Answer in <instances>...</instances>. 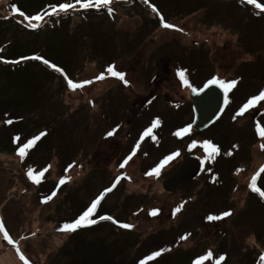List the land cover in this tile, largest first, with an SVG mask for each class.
I'll return each instance as SVG.
<instances>
[{"label":"rangeland","instance_id":"1","mask_svg":"<svg viewBox=\"0 0 264 264\" xmlns=\"http://www.w3.org/2000/svg\"><path fill=\"white\" fill-rule=\"evenodd\" d=\"M132 1L112 3L95 14L77 4L53 17L49 13L54 7L76 0H0V46L6 43L20 48L24 43L27 50L21 52L29 53L32 43L40 40L39 36L45 38L50 25L56 27L67 14L68 24L53 30L57 38H48L44 49L48 56L65 63V70L56 66L68 79L74 83L91 81L72 90L65 76L54 68L51 70L57 76L30 63L27 66L33 68L24 77L20 71L24 64L4 66L3 61L9 59L7 52L0 56L4 58L0 60V93L8 83L14 91L0 95V126H8L0 130V136L12 137V143L0 145V150L10 157H0V162L4 161L0 163V221L13 241L9 244L0 231V256L14 251L15 264H25V260L28 264H62L57 257L63 249V259L69 264L68 253H73L83 240L104 239L114 247L124 233L125 237L136 236L139 244H150L144 249L149 257L161 253L146 263L195 264L209 257L203 259V264H264V203L260 194L252 190L255 180L256 187L264 191V137L255 131L259 124L264 127V100L238 116L248 102L240 97L248 81H241L231 89L234 94L229 95L230 109L200 132L204 135L195 132L197 135L192 136L191 127L188 134L175 135L190 126L193 113L189 94L207 75L229 83L237 80V70H248V74L260 79L255 74L264 70V21L254 16L263 13L256 7L235 6L230 1L171 0L176 11L169 14L168 24L174 27L166 29L164 18L162 23L159 16L160 24L145 22L144 11L149 7H124ZM224 7H231V12L219 11ZM20 12L28 17L26 13H43L45 18L33 20V27ZM215 14L228 20L225 26ZM19 24L26 25L27 30ZM33 28L41 33H30ZM60 31H64L65 38ZM111 32V38H104ZM240 37L247 38L250 46L238 45ZM166 56L169 61L161 70L157 61ZM197 56L209 67H198L193 60ZM246 62L260 65L256 68L259 71L244 67ZM110 66L124 74V81L107 71ZM182 71L191 87L181 80ZM102 74L104 79L98 80ZM261 92L264 87L257 90L256 96ZM13 99H23L27 106L26 116L15 118L13 124H36L25 144L39 137L34 146L25 149L23 158L17 150L21 143L14 127H9L13 118L5 113L13 115L4 113ZM157 119L161 123L153 127ZM149 128L151 135L144 137ZM109 132L114 135L109 136ZM205 142L212 143L219 153L210 155L203 147ZM14 151L17 154L10 156ZM134 152L122 168L121 164ZM177 152L180 155L165 164L159 176L148 175L168 155ZM189 155L195 156L199 167L194 182L175 192L166 190L163 181ZM30 169L34 176L43 172L39 183L29 178ZM61 180L65 182L61 184ZM114 184L91 219L106 222L99 217L111 216L118 223L132 225L131 229L120 231L118 224L107 221L99 228L96 223L94 230L80 235L62 230ZM153 210H158L156 216L151 215ZM228 211L231 216L209 219L222 217ZM161 236L164 238L158 243ZM21 254L25 260H21ZM123 258L127 256L123 254Z\"/></svg>","mask_w":264,"mask_h":264},{"label":"trees","instance_id":"2","mask_svg":"<svg viewBox=\"0 0 264 264\" xmlns=\"http://www.w3.org/2000/svg\"><path fill=\"white\" fill-rule=\"evenodd\" d=\"M121 1L122 0H116L113 3L116 4V3H119ZM215 1H219L221 3H227V2L230 1L235 6H239L238 4H242L240 7H243V6H245V7H247V6L248 7L249 6L250 7H254L252 4L248 3L247 0H215ZM39 2L40 3H43L44 0H39ZM132 2H134V3H132ZM132 2L127 3L126 5H124V7H128V8L129 7H149L150 10H147V11L145 10L144 11L145 16L147 17V19L145 18V22H147V23L148 22L154 23V21H157L160 24L159 17L160 18L163 17L164 18V23H168L169 22V20H168L169 14L174 15L171 12L172 11H176L175 10V7H171V0H147V2H145V0H134ZM261 2L263 3L262 0H259V2H257V3H260L261 4ZM61 3H64V2H61ZM61 3H59V4H61ZM153 7L156 9V11H151V10H153ZM24 8L25 7H21V9L25 10ZM37 8H39V7H37ZM218 9H221V10H219L221 12L224 11V9H225V12L230 13L232 8L231 7H224L223 9L222 8H218ZM102 10H106V9L105 8H100V9H97L96 8L95 10L89 9L87 12L93 11L94 14H95V13H99ZM43 11H44V9H43ZM38 12H41V10H39ZM259 12H262V11L260 10ZM262 13H263V16L262 15H260V16L258 15L259 17H256V16H254V17H255V19L260 20L263 23V21H264V19H263L264 18V12H262ZM26 14L29 15L30 17H34L36 13L31 14V15L28 14V13H26ZM88 14L91 15L93 13H88ZM40 15H43V13L40 14ZM152 15L155 17L154 19L151 18ZM215 15H216L217 19L220 20L221 25L225 26L226 25L225 23H227L228 20H221V17L218 14H215ZM43 16L45 18V15H43ZM54 16L55 15H53V17ZM64 16H65L64 19L58 20L59 22H58V25H57L58 27L56 26L57 28H61L62 27L61 24H68L67 23V21H68L67 18H69V17H68L67 14H65ZM53 17H51V18H53ZM228 17L230 18V14H229ZM217 24H220V23H217ZM50 27L51 28L48 29V32L45 35V38H44L43 35H42V37L39 36V38H41V39L38 40V41H34L32 43V47H31L32 51L29 52V53L23 54L21 52V51H26L27 50L26 49L27 46L24 43H23V45L20 48H15L14 47V44L12 46H10L9 44H6V43L3 44L2 43L3 46H0V56L1 55H4V52H5V54L7 52V57L9 58L8 59L9 63H5L3 61V64H6L4 66H11V64H15V66H19V65L24 64L23 65L24 68L20 69V71H22L24 73V77H28V75L25 74V73L29 70V68L30 69L33 68L32 66H29V65L27 66V64H29V63L30 64H33L34 67L40 68L42 66L45 69H49L50 71H52L51 70V67H49L48 65H46V64L43 63V59H41V60L30 59L31 57H36V56L41 57V58H44V57L47 56L45 58V60L49 61L51 64H54V65H56V64L58 65L59 64V65L63 66V69L65 70L66 69L65 68V66H66L65 63H63V61L60 60V59H53L52 57L48 56L49 55L48 50H45L44 49V45H45V43L47 44L48 38L49 39H51V38L56 39L57 38V35L54 36V33H53V30H55L56 27H53V25H50ZM145 30L146 29L144 28L143 29V32H145ZM33 31H37V30L34 29ZM37 32H39V31H37ZM37 32H34L37 35L36 37H38V35L41 33V32H39V34H38ZM63 32L60 31V36H62V37L65 38V34ZM111 36H112V32L110 34H106L104 36V38L108 39V38H111ZM254 37L257 38L258 37V33ZM238 45H245V47L250 46V44L248 42V39L245 38V37H240L239 38ZM71 47H72V45H71ZM6 48H8V49L6 50ZM248 50L252 51L251 47ZM261 50H263V48L259 49V51H261ZM8 54H10L12 56H8ZM75 54H76V51H75V53L73 52V57L75 56ZM197 57H198L197 59H195L196 57L193 59L194 62L196 63V65L198 67H204L205 66V60H203L199 56H197ZM1 59H4V58H0V60ZM10 61L12 63H10ZM15 61H19V63H15ZM26 66H27V68H26ZM257 66H260V65H253L252 63L244 64V67L249 68L252 72H253V69H256L257 68ZM205 67H209V65H206ZM44 68H42V69H44ZM256 70H258V69H256ZM10 72L13 74L14 70L11 69ZM43 72H45V70H43ZM248 72H250V71H248V70L238 71L237 70V77H235V78L237 79L236 80L237 81V84L236 85H238L241 81H248L247 84H246V86H245L246 88H243L242 89V91H245L246 90L245 91V94H244V96L241 94L240 97L243 100H245L244 98H246L249 101L250 99H252V98H254L256 96L257 90L259 91L260 89H262L264 87V70H261L260 71V72H262L261 74H259V73H256L255 74L261 80L258 79L255 76H251V74H248ZM52 73L57 76V74L55 72L52 71L50 74H52ZM46 74L49 75L48 73H46ZM261 75H262V77H261ZM49 76H51V75H49ZM211 78H213V77H211V75H207V77H205L204 80H202L201 83L198 84L199 85L198 88L203 87V85H205V83L208 80H210ZM195 86H196V84H195ZM6 91L11 92V93H14V91H12L9 88V83L6 84V85H4L1 88L0 95L1 94L5 95V92ZM230 94L233 95L234 94V91L233 90L232 91L230 90ZM13 102L14 103L9 104L7 106L9 109L4 110V113L9 111L13 115L12 117H10V114L9 113H5V115L7 117L13 118V119L10 120L12 125H10V124H8V125H10L9 127H12V126L14 127L15 134H16L17 137H19L18 140L21 143V146H19L17 148V150L19 151L20 147H23L22 145L25 144L28 141L29 135L33 131V128L35 127L36 124L31 125V126L26 125V124L22 125L20 123H19V125L13 124L14 121L16 122V119L15 118H20L22 116H26V111H27V106L25 105V100L22 99V100H19L18 102H16L13 99ZM231 102H232V100L229 97L228 105H227V108H226L225 112H227L230 109ZM188 104L190 105V107L192 109V103H191V101ZM190 112L192 113V111H190ZM32 116L34 117L35 115H32ZM192 123H193V118H192L191 123H190L191 129L193 130ZM6 127H8V126L6 125V123H4L3 125L0 126V130H4ZM195 132H197V134L199 136L200 135H204V133H200L198 131H194V133L192 134V136H196L197 135ZM184 142H190V140L189 139H185ZM4 143H12V137L10 135L0 136V145L1 144H4ZM16 154H17V151H14L13 153H9L10 156H15ZM1 156L10 158L9 156H7L5 153H3L0 150V157ZM3 162H0V163H3ZM190 181H193V179L190 180ZM193 182H191L190 184H192ZM261 200L264 203V198L261 197ZM106 222H98L97 223V228L101 227V225H104V223H106ZM120 222L119 223H116V224H118L117 227H119ZM121 223H123V222H121ZM114 226H116V225H114ZM91 229L94 230L95 228H93V226L79 228V229H77L75 231V233H78V235H80L83 231H87V230H91ZM120 231H123V229H120ZM124 232H126V231H124ZM135 237L136 236H133L132 237L130 235H128V236L125 237V234L122 233L118 237V241H117V243L115 244L114 247H112V245H113L112 243H107V241H105L104 239L103 240H99V241H94V242L83 240L82 243H80L79 245H77L75 247L73 253H71V252L68 253V255L71 256V260H70L69 264H141V261H145L146 262L147 259L149 258V252H147L144 249L145 248L148 249L150 244H144L145 242H143L142 244H139L138 243V240L139 239L136 240ZM163 238L161 236V240L158 241V243L161 242ZM120 239H122L123 242L119 243ZM2 242H5L4 239L2 240ZM163 243H166V242H163ZM84 247H85V250H83ZM60 252L61 253L58 255L57 261L60 262V263H62V264H68L63 259V249ZM262 253H264V249L262 250ZM123 254L125 256H127V258H123ZM129 254H134L135 257H130ZM96 257L98 259L97 261L95 260ZM152 263H153V261H150V262H147L146 264H152Z\"/></svg>","mask_w":264,"mask_h":264},{"label":"snow or ice","instance_id":"3","mask_svg":"<svg viewBox=\"0 0 264 264\" xmlns=\"http://www.w3.org/2000/svg\"><path fill=\"white\" fill-rule=\"evenodd\" d=\"M145 2H147V0H145ZM248 3L252 4L254 7L260 9L262 12H264V5L260 4V3H257V0H247ZM113 3V0H76V3H63L61 5H59V7H54L52 9V12L49 13V15H53V14H57V13H60V12H67L69 9H74L76 8L77 4H79V6L83 9H91V8H97V9H100V8H108L111 4ZM18 11V10H17ZM153 11H156L155 8H153ZM19 15H21L25 20L28 21V23L35 27L36 25L32 24V21L35 20V21H41L44 19V17L42 15H36L34 17H28L26 15H24V13L20 12ZM161 20H162V23H163V17H161ZM163 27L164 28H173L174 26L173 25H170L168 23H163ZM179 30V29H177ZM30 59H35V60H41L42 58L41 57H31ZM5 63H9V61H4ZM15 63H19V61H15ZM43 63L48 65L49 67H52L55 69V71L57 72H60L61 75H64L65 76V79L67 80V85L70 89L72 90H75V89H78V88H83L85 86V84H90L91 81H87L85 83H74L71 79H68L66 74L63 72V70L59 67H57L56 65L54 64H51L49 61L47 60H43ZM107 71L109 73H111L112 76L114 77H117L118 79L124 81V74L123 73H120V72H117L114 70V66H110ZM179 76L181 78V80L184 82V84L186 86H189L191 87V85L188 84V81L185 77V73L182 71L179 73ZM98 80H103L104 79V75H100L99 77H97ZM125 83H127V81H125ZM237 84V81H232V82H229V83H226L225 81L219 79V78H213L211 80L208 81V83L205 85V87H210V86H217V87H220L224 90L225 94H227L231 89H233ZM192 91L193 92H196L197 89L196 88H192ZM264 100V92H261L258 96L250 99L240 110L239 112L237 113L238 116L240 115H243L246 111H248L251 107H253L254 105H256L259 101H262ZM8 123H11V121H9ZM160 120L157 119L154 124H153V127H157L160 125ZM190 127H185L183 128L181 131H178L175 133L176 136L178 137H182L186 134H188L190 132ZM258 131H259V134L261 137H264V127H261V128H258ZM152 133V128H149L147 131H145L143 133V136L144 137H147V136H150ZM109 136H112L114 135L113 132H109L108 133ZM17 140L19 139V137L16 138ZM39 139V137H36L32 140H30L27 144H25L23 147H20L19 149V156L20 157H24L26 155V152H25V149L27 148H31L32 146H34L36 144V141ZM195 146V145H193ZM140 145L137 144L136 145V148L139 149ZM203 147L209 152V154H218L219 153V149L217 147H215L212 143L210 142H205L203 144ZM135 155V152L130 155L124 162L123 164H121V167L123 168L126 164H128V162L132 159V157ZM180 154L177 152L173 155H170L166 158V160L159 166L157 167L154 172H149L148 175H153L155 174L156 176H159L160 174V171H161V168L164 167L165 164H167L169 161L175 159L177 156H179ZM262 171H264V169H262ZM28 176L30 179H32L34 182L36 183H39L40 181V176L43 175V172H41L40 176H34L33 173H32V170L30 169L28 171ZM65 181L64 180H61L60 183L63 184ZM116 183H119V181H116ZM115 187V184L113 185V187H109L108 189L105 190V193L104 194H101L97 199H95L90 207L87 208V210H85L74 222L72 223H67L63 226V231L65 232H75L77 229L79 228H84V227H90V226H93L95 225L96 223H98L97 220L95 219H91V217L94 215V213H96L97 211V207L98 205H100L101 201L104 199V196L111 192L113 190V188ZM252 190L254 192H259L260 196L261 197H264V191H260L257 187H256V184H255V180H253V183H252ZM55 194V193H54ZM177 212L180 211L179 208H177L176 210ZM158 214V210H153V212L151 213V215L153 216H156ZM232 213L230 211L228 212H225L223 214L222 217H218V216H212V217H209L210 220H218V219H223L225 217H228V216H231ZM99 220L101 221H112L113 223H118L117 221L113 220V218L111 216H100L99 217ZM119 227L122 228V229H131L132 228V225H129L127 223H120L119 224ZM0 231H3L4 232V238L8 241L9 244H12L13 241L12 239L9 237V234L7 233V231H4V226H3V222L0 221ZM184 239H187V237H184ZM161 255V253L159 252H156L154 253V255L152 257H149V259H153L155 258L156 256H159ZM211 254H209L210 256ZM21 260H25L24 256L21 254L20 256ZM209 257H204V258H201V260H197L195 262V264H203V259H207ZM224 257H221V260H223ZM261 260H264V257H261ZM25 264H28V262L25 260ZM141 264H146L145 261H141Z\"/></svg>","mask_w":264,"mask_h":264},{"label":"water","instance_id":"4","mask_svg":"<svg viewBox=\"0 0 264 264\" xmlns=\"http://www.w3.org/2000/svg\"><path fill=\"white\" fill-rule=\"evenodd\" d=\"M169 61L168 57H165L157 61L158 67H165ZM162 70V69H161ZM208 81L206 82V84ZM205 84V85H206ZM205 85L196 92L190 93L192 100V109L194 113L193 129L196 131H203L214 124L224 112L228 103V94H225L224 90L215 85L205 87ZM257 126L256 130L258 136H260ZM197 171V164L193 156H186L177 170L173 174L163 181V186L170 192H175L183 183L191 180Z\"/></svg>","mask_w":264,"mask_h":264},{"label":"bare ground","instance_id":"5","mask_svg":"<svg viewBox=\"0 0 264 264\" xmlns=\"http://www.w3.org/2000/svg\"><path fill=\"white\" fill-rule=\"evenodd\" d=\"M13 251V250H12ZM11 251V252H12ZM14 252V251H13ZM12 252V253H13ZM12 253L3 254L0 256V264H15L17 262L16 258Z\"/></svg>","mask_w":264,"mask_h":264}]
</instances>
